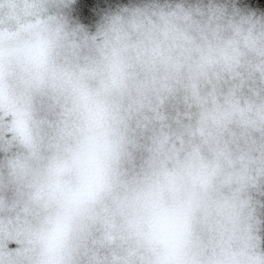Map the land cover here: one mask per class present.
Wrapping results in <instances>:
<instances>
[{"label":"snow or ice","instance_id":"6c2138e0","mask_svg":"<svg viewBox=\"0 0 264 264\" xmlns=\"http://www.w3.org/2000/svg\"><path fill=\"white\" fill-rule=\"evenodd\" d=\"M0 264H264V0H0Z\"/></svg>","mask_w":264,"mask_h":264},{"label":"trees","instance_id":"16d2710c","mask_svg":"<svg viewBox=\"0 0 264 264\" xmlns=\"http://www.w3.org/2000/svg\"><path fill=\"white\" fill-rule=\"evenodd\" d=\"M10 117L5 125V130H10L17 142L21 134L22 121L26 119L24 116V101L19 94L14 92H6L0 96V117ZM0 235L6 239L17 240L19 243L13 244L12 248H23L28 244L27 230L20 228L15 221V214L5 211L0 215Z\"/></svg>","mask_w":264,"mask_h":264},{"label":"rangeland","instance_id":"374dc122","mask_svg":"<svg viewBox=\"0 0 264 264\" xmlns=\"http://www.w3.org/2000/svg\"><path fill=\"white\" fill-rule=\"evenodd\" d=\"M19 127H21V126H19Z\"/></svg>","mask_w":264,"mask_h":264}]
</instances>
